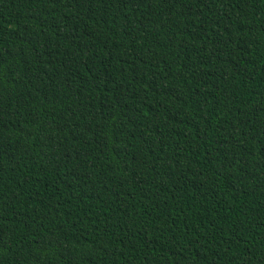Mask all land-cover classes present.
Wrapping results in <instances>:
<instances>
[{
  "label": "trees",
  "instance_id": "obj_1",
  "mask_svg": "<svg viewBox=\"0 0 264 264\" xmlns=\"http://www.w3.org/2000/svg\"><path fill=\"white\" fill-rule=\"evenodd\" d=\"M0 264H264V0H0Z\"/></svg>",
  "mask_w": 264,
  "mask_h": 264
}]
</instances>
